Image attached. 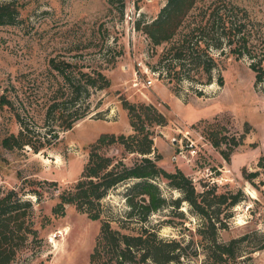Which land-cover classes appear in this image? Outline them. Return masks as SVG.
Returning <instances> with one entry per match:
<instances>
[{
    "label": "rangeland",
    "instance_id": "1",
    "mask_svg": "<svg viewBox=\"0 0 264 264\" xmlns=\"http://www.w3.org/2000/svg\"><path fill=\"white\" fill-rule=\"evenodd\" d=\"M14 1L19 8L15 22L0 23V93L33 90L30 99L35 106H28V112L34 115L32 126L40 134L36 137L45 146L35 152L28 146L3 145L2 137L8 130L17 131L18 125L0 106V184L31 198L37 229L36 236H29L7 264H90L89 253L101 219H91L73 204H66L62 215L54 214L51 208L58 200V191L79 177L89 144L101 132H133L121 97L151 103L165 114L166 123L154 128L152 156L158 154L159 165L168 171L180 168L191 177L197 191L215 185L218 192L240 189L244 193L235 205L221 209L226 225L218 228L217 239H240L235 243L234 260L219 264H264V160L261 166L257 164L264 155V90L255 85L247 57L222 58L223 84L214 80L201 85L204 93L197 95L189 80L178 82L158 75L152 66L164 44L152 45L136 27L137 19L141 24L150 20L166 0ZM230 1L264 21V0ZM59 60L70 61L75 71L96 67L110 83L92 89L82 102L87 113L70 128L57 127L58 137L53 138L43 136L39 112L46 101L42 85L48 80L49 63ZM245 127L249 131L243 143L231 150L224 143L213 145L209 138L212 130L231 139ZM221 149L229 152V158H224ZM102 150L121 153L116 145ZM124 155L128 163L134 158L133 154ZM243 169L246 174L258 173L248 180ZM156 181L166 203L152 211L147 220L138 222L134 215L127 216L124 191L128 182L110 189L102 199L103 217L114 215L117 220L111 224L121 232L135 233L145 227L163 240H177L182 246L180 261L172 264H212L208 225L186 201L173 204L172 200L181 195L177 188L162 177ZM203 226L207 228L201 233ZM123 264L155 263L140 261L135 255Z\"/></svg>",
    "mask_w": 264,
    "mask_h": 264
},
{
    "label": "trees",
    "instance_id": "2",
    "mask_svg": "<svg viewBox=\"0 0 264 264\" xmlns=\"http://www.w3.org/2000/svg\"><path fill=\"white\" fill-rule=\"evenodd\" d=\"M18 13L14 0L0 3V23H14ZM136 27L146 34L152 45L164 44L152 66L158 75L178 82L189 80L197 95L204 93L201 85L214 80L219 85L223 84L219 62L229 55L236 59L247 57L255 85L264 90V21L253 18L244 7L230 0H166L150 20H142L141 24L137 19ZM46 74L47 83L42 85L46 101L37 113L44 126L43 136L57 138L59 129L72 127L87 113L82 102L91 90L107 87L110 80L96 67L75 71L67 60L51 61ZM54 78L55 81H51ZM32 93L33 90L26 89L0 93V106H4L18 125L17 131L8 130L2 137V144L6 147L28 146L37 152L45 146L44 141L36 137L40 134L32 126L31 117L34 115L28 112V106H35L30 99ZM121 102L127 110L133 132H101L89 144L87 160L79 177L58 191L52 212L62 215L65 205L73 204L91 219H101L100 230L89 253L90 264H123L127 260L132 261L135 255L140 261L150 259L155 264L179 262L182 246L177 240H163L154 230L145 227L135 233L121 232L111 224L117 220L114 215L103 217L102 199L110 189L128 182L124 191L129 206L127 216L134 215L138 222L147 220L152 211L166 203L156 181L162 177L181 192L172 200L173 204L179 206L181 201H186L203 218V224L208 225L212 264L226 259L233 261L236 257L235 243L240 238L219 241L217 230L226 225L221 209L235 205L244 198V193L240 189L218 192L215 185L197 191L191 177L180 168L174 171L163 168L157 163L158 154L152 156V153L154 128L166 123L165 114L151 103L131 102L122 97ZM211 131L209 138L213 145L224 143L231 150L243 143L249 127L231 139ZM109 145L118 146L121 153L109 154L102 150ZM124 153L133 154V160L126 162ZM221 153L224 158H229L228 151L221 149ZM262 160L264 155L257 161L259 166ZM244 170L243 175L248 180L258 173L254 170L246 174ZM33 190L40 198L37 189ZM33 215L34 202L30 197L0 184V264L11 262L29 236H36ZM205 227L200 228L201 233Z\"/></svg>",
    "mask_w": 264,
    "mask_h": 264
}]
</instances>
